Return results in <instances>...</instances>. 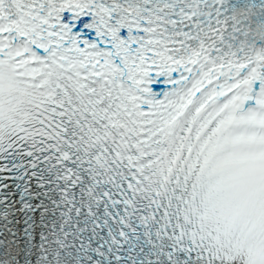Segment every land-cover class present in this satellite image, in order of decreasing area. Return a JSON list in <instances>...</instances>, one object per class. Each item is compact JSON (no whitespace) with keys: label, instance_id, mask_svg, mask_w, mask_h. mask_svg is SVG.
I'll return each mask as SVG.
<instances>
[{"label":"snow or ice","instance_id":"obj_1","mask_svg":"<svg viewBox=\"0 0 264 264\" xmlns=\"http://www.w3.org/2000/svg\"><path fill=\"white\" fill-rule=\"evenodd\" d=\"M0 264H264V0H0Z\"/></svg>","mask_w":264,"mask_h":264}]
</instances>
